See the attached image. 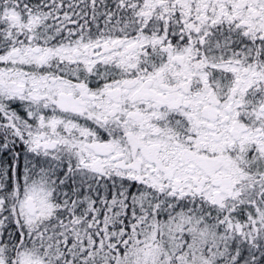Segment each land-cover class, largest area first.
Listing matches in <instances>:
<instances>
[{"label": "snow or ice", "instance_id": "6c2138e0", "mask_svg": "<svg viewBox=\"0 0 264 264\" xmlns=\"http://www.w3.org/2000/svg\"><path fill=\"white\" fill-rule=\"evenodd\" d=\"M0 264H264V0H0Z\"/></svg>", "mask_w": 264, "mask_h": 264}]
</instances>
